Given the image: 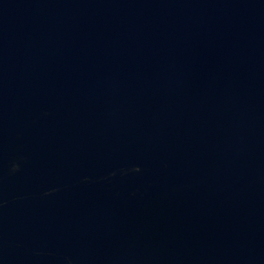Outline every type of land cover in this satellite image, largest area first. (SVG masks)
Segmentation results:
<instances>
[{
	"label": "water",
	"instance_id": "95a60500",
	"mask_svg": "<svg viewBox=\"0 0 264 264\" xmlns=\"http://www.w3.org/2000/svg\"><path fill=\"white\" fill-rule=\"evenodd\" d=\"M0 264H264V0H0Z\"/></svg>",
	"mask_w": 264,
	"mask_h": 264
}]
</instances>
